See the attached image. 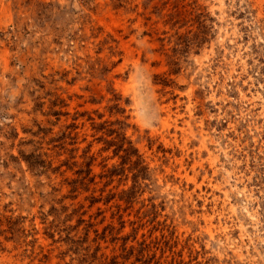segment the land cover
<instances>
[{"label": "rangeland", "instance_id": "obj_1", "mask_svg": "<svg viewBox=\"0 0 264 264\" xmlns=\"http://www.w3.org/2000/svg\"><path fill=\"white\" fill-rule=\"evenodd\" d=\"M0 264H264V0H0Z\"/></svg>", "mask_w": 264, "mask_h": 264}, {"label": "trees", "instance_id": "obj_2", "mask_svg": "<svg viewBox=\"0 0 264 264\" xmlns=\"http://www.w3.org/2000/svg\"><path fill=\"white\" fill-rule=\"evenodd\" d=\"M119 136H120V135H118V137H119ZM120 142H121L122 144H121V146H120L118 149L123 150V151L125 152V154H126V157H127L128 159H130V157H131V155H132L131 153H129L130 149H125V150H124V148H123V147H124V144H125V139H124V140H120ZM118 149H117V150H118ZM120 150H119V151H120Z\"/></svg>", "mask_w": 264, "mask_h": 264}]
</instances>
